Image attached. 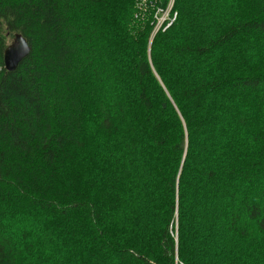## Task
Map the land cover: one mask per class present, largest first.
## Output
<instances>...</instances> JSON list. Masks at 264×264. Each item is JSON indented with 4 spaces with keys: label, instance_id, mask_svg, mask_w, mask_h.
Returning <instances> with one entry per match:
<instances>
[{
    "label": "trees",
    "instance_id": "trees-1",
    "mask_svg": "<svg viewBox=\"0 0 264 264\" xmlns=\"http://www.w3.org/2000/svg\"><path fill=\"white\" fill-rule=\"evenodd\" d=\"M139 3L0 0V264H264V0Z\"/></svg>",
    "mask_w": 264,
    "mask_h": 264
},
{
    "label": "water",
    "instance_id": "water-1",
    "mask_svg": "<svg viewBox=\"0 0 264 264\" xmlns=\"http://www.w3.org/2000/svg\"><path fill=\"white\" fill-rule=\"evenodd\" d=\"M30 46L26 39L16 33L11 42L5 47L3 52V64L7 71H14L18 64L28 55Z\"/></svg>",
    "mask_w": 264,
    "mask_h": 264
},
{
    "label": "rangeland",
    "instance_id": "rangeland-1",
    "mask_svg": "<svg viewBox=\"0 0 264 264\" xmlns=\"http://www.w3.org/2000/svg\"><path fill=\"white\" fill-rule=\"evenodd\" d=\"M145 2H146V0H141V3H139V6H141ZM171 5H172V2L169 3L168 8H171ZM144 7H145V5H144ZM143 10H145V9H143ZM144 13H145L144 11L142 13H140V17H143L144 18L145 17V14ZM154 17H155L154 20L151 22L152 29H151V32L150 33H152V34L155 33L156 31H158L159 29H161L164 26V23H166V21H167V23H166V26L163 28V30L169 25L168 24L169 23V20H168L169 19L168 12H163L162 14H158V15L155 12ZM156 17H157V19H156ZM173 19H174V15L171 18V21ZM11 224L15 228L19 227V225H18L17 222H12ZM178 264H182V263L181 262H178Z\"/></svg>",
    "mask_w": 264,
    "mask_h": 264
}]
</instances>
